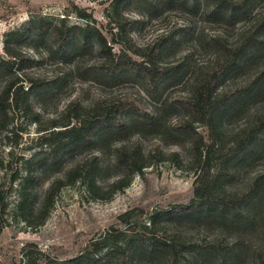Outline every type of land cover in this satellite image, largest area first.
I'll return each instance as SVG.
<instances>
[{"label": "rangeland", "instance_id": "obj_1", "mask_svg": "<svg viewBox=\"0 0 264 264\" xmlns=\"http://www.w3.org/2000/svg\"><path fill=\"white\" fill-rule=\"evenodd\" d=\"M247 1L251 13L236 12L231 17L210 14V0H119L118 6L131 20V36L137 45L144 46L158 37L166 41L159 63L179 66L180 75L164 89L162 96L176 100L189 80L213 63L221 48L238 46L243 33L264 34V26L260 25L264 21V0ZM113 2L0 0V54L6 33L31 16L43 14L57 20L69 14V24H83L82 19L68 13L71 3L90 12L93 24L105 31L109 27L106 14ZM32 46L33 49L24 46L34 56L25 70L45 81L32 97L43 125L47 118L58 116L73 98L84 104L99 98L110 101L122 92H137L142 86L134 76L118 80L103 74L99 69L101 55L94 45L85 47L79 56L63 53L49 39ZM263 69L264 57L256 64L228 72L222 82L243 84L251 79L254 70ZM140 95L149 101L141 91ZM257 100L261 101L257 106L264 105V95ZM254 104L243 100L240 109L226 115V129L230 133L223 135L212 153L210 173L217 174L214 196L220 197L223 207L192 204L197 171L186 162L190 153L188 140L170 131V135L163 136L161 146L168 152L177 151V161L165 160L144 168L134 174L127 187L105 200L91 199L79 182L67 185L57 193L43 223L34 227L25 224L15 210L16 188L25 176V160L46 145H40L37 124L24 121L15 107L13 134L7 133L6 137V131H0V196H4L6 204L0 214V264H252L256 256L264 258V178L257 180L264 170V150L238 152L231 141V135L237 132L243 118L250 116ZM175 112L163 118L170 127L183 115L181 109ZM142 113L149 114L148 110ZM195 126L204 132V127ZM57 139H50V143L56 145ZM151 144L150 137L142 141L144 148ZM90 147L66 149L63 157L47 166L40 178L30 181L36 199L54 177L88 156L93 150ZM111 154V148L105 147L103 159L109 162ZM13 174L17 181L10 185ZM117 174L118 169L108 165L99 178L109 181ZM188 204L189 211L179 213ZM153 218L160 224L145 229ZM163 223L184 242L174 256L168 251H150L144 245L136 247L128 263L122 262L118 252L107 254L115 245L116 236L119 244L142 233L152 232L161 237ZM108 234L115 237L106 238ZM164 238L168 241V237ZM234 246L239 254L231 257L227 251Z\"/></svg>", "mask_w": 264, "mask_h": 264}, {"label": "trees", "instance_id": "obj_2", "mask_svg": "<svg viewBox=\"0 0 264 264\" xmlns=\"http://www.w3.org/2000/svg\"><path fill=\"white\" fill-rule=\"evenodd\" d=\"M113 1L112 9L106 14L109 27L105 31L93 24L90 12L71 3L68 13L82 19L83 24H69L66 18L69 14L57 20L40 14L31 16L5 35L2 56L0 54V131H6V137L7 133L13 134L16 107L24 121L37 124L41 132L40 145H46L25 160V176L16 188L15 210L28 226L43 223L57 193L67 185L79 182L91 199L105 200L127 187L134 174L141 173L144 168L165 160L177 161V151L168 152L161 146L163 136L170 135V131L188 140L190 153L186 162L190 169L197 171L192 204L223 207L220 197L214 196L217 174L210 173L212 153L219 147L217 143H221L223 135L230 133L226 129V115L240 109L239 104L243 100L254 101L255 108L248 118L244 117L240 122L237 132L231 135V141L238 152H250L256 148L264 150V105L257 106L261 102L257 99L264 95V69L254 70L251 79L243 84L222 82L228 72L240 66L256 64L264 57V34L243 33L238 46L221 48L213 63L190 79L176 100H169L162 96L163 91L178 80L180 68L159 63L158 58L166 41L158 37L144 46L137 45L131 36V20L119 9V0ZM210 1L209 12L215 16L251 13L247 0ZM260 25L264 26V21ZM46 39L61 48L63 53L78 56L85 47L94 45L101 55L99 69L103 74L118 80L134 76L142 83L140 90L125 91L110 101L99 98L88 104L73 98L58 116L47 118L43 125L40 112L34 110L32 97L45 81L25 69L34 59L27 49H33L32 43ZM140 91L149 103L142 98ZM177 109H181L183 115L170 127L163 118L176 113ZM146 110L148 116L142 113ZM195 124L204 127V132L197 130ZM54 137L58 138L56 145L50 143ZM148 137L152 144L144 148L142 141ZM83 145L91 146L94 151L69 165L61 176L54 177L36 199L35 188L30 181L40 178L47 166L63 157L66 149L73 150ZM105 147L112 150L109 162L103 159ZM108 165L116 167L118 174L109 181H103L99 175ZM258 176V181L263 180L264 170ZM15 181L17 175L13 174L9 184ZM188 206L182 207L179 213H187ZM5 207L4 196H0V214ZM157 224L160 221L153 218L145 229H152ZM160 227L162 238L152 232L142 233L129 236L122 244L118 243V236L108 234L106 238L115 237V245L107 250V254L118 252L122 262L128 263L133 259L136 247L144 245L150 251H168L174 256L184 242L178 239L177 232L168 224L163 223ZM227 254L236 257L239 251L234 246ZM252 264H264V258L256 256Z\"/></svg>", "mask_w": 264, "mask_h": 264}]
</instances>
